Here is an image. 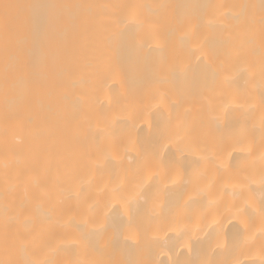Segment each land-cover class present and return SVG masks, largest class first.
Returning <instances> with one entry per match:
<instances>
[{
	"label": "bare ground",
	"instance_id": "obj_1",
	"mask_svg": "<svg viewBox=\"0 0 264 264\" xmlns=\"http://www.w3.org/2000/svg\"><path fill=\"white\" fill-rule=\"evenodd\" d=\"M0 264H264V0H0Z\"/></svg>",
	"mask_w": 264,
	"mask_h": 264
}]
</instances>
